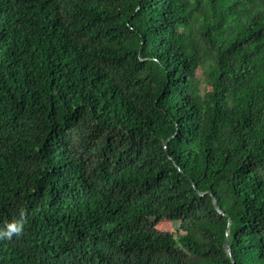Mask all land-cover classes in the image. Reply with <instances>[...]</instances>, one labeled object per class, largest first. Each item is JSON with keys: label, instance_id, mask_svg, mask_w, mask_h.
<instances>
[{"label": "trees", "instance_id": "trees-1", "mask_svg": "<svg viewBox=\"0 0 264 264\" xmlns=\"http://www.w3.org/2000/svg\"><path fill=\"white\" fill-rule=\"evenodd\" d=\"M20 212L0 264H234L228 228L264 264V0H0V230Z\"/></svg>", "mask_w": 264, "mask_h": 264}, {"label": "clouds", "instance_id": "clouds-1", "mask_svg": "<svg viewBox=\"0 0 264 264\" xmlns=\"http://www.w3.org/2000/svg\"><path fill=\"white\" fill-rule=\"evenodd\" d=\"M20 219H15L8 222L4 229L0 230V236L11 239L13 235L19 237L23 232V216L24 213H19Z\"/></svg>", "mask_w": 264, "mask_h": 264}, {"label": "rangeland", "instance_id": "rangeland-1", "mask_svg": "<svg viewBox=\"0 0 264 264\" xmlns=\"http://www.w3.org/2000/svg\"><path fill=\"white\" fill-rule=\"evenodd\" d=\"M199 77L201 78V72L198 71ZM178 228V223L170 220V219H164L157 223L155 227V232H160L162 234H165L167 236H173L176 233V230Z\"/></svg>", "mask_w": 264, "mask_h": 264}, {"label": "water", "instance_id": "water-1", "mask_svg": "<svg viewBox=\"0 0 264 264\" xmlns=\"http://www.w3.org/2000/svg\"><path fill=\"white\" fill-rule=\"evenodd\" d=\"M171 138H172V137H170V138H169L167 141H165V143H164V147H165L167 153H168V141H169ZM168 155H169V154H168ZM190 180H191V182L194 184V181H193L191 178H190ZM194 187H195V189L197 190V192H198L200 195H204V194H205V193L199 191V190L197 189V187H196L195 184H194ZM213 203H214V206H215L216 210H217L220 214H222V215H226V214H225V213L219 208L218 203H217V199H216L215 197L213 198ZM230 222H231V220H230V218H229V224H230ZM228 233H229V228L227 229V236H226V239H225V241H224V248H225L227 254L231 257L232 262L235 264V259H234L233 256H232L231 246H230L229 243H228Z\"/></svg>", "mask_w": 264, "mask_h": 264}]
</instances>
